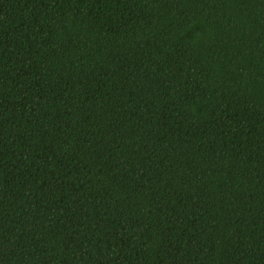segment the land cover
Instances as JSON below:
<instances>
[{"label": "trees", "instance_id": "trees-1", "mask_svg": "<svg viewBox=\"0 0 264 264\" xmlns=\"http://www.w3.org/2000/svg\"><path fill=\"white\" fill-rule=\"evenodd\" d=\"M0 264H264V0H0Z\"/></svg>", "mask_w": 264, "mask_h": 264}]
</instances>
